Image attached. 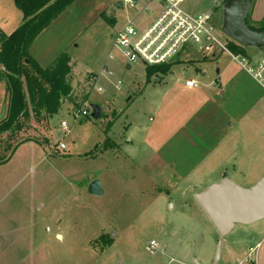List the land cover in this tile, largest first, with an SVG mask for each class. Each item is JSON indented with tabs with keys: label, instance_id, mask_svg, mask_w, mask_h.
Listing matches in <instances>:
<instances>
[{
	"label": "rangeland",
	"instance_id": "1",
	"mask_svg": "<svg viewBox=\"0 0 264 264\" xmlns=\"http://www.w3.org/2000/svg\"><path fill=\"white\" fill-rule=\"evenodd\" d=\"M118 1L74 0L32 45L43 67L62 52L70 56L73 90L44 123L28 122V142L0 162V264H264V218L220 235L196 199L224 177L250 187L264 175V89L225 52L190 49L150 80L144 62L126 68L115 35L128 20L154 16L135 18L139 4L118 8ZM183 7L211 14L228 44L252 55L264 51V0H186ZM22 21L14 0H0V32L10 34ZM105 62L114 75L100 74ZM189 78L199 88H187ZM8 97L5 78L0 116ZM96 103L98 119L91 116ZM243 110L247 116L231 135L204 153L211 145L195 130L199 117ZM190 117L196 122L185 121ZM191 141L205 146L192 151ZM95 178L103 195L88 191ZM229 242L238 253L227 257Z\"/></svg>",
	"mask_w": 264,
	"mask_h": 264
},
{
	"label": "trees",
	"instance_id": "2",
	"mask_svg": "<svg viewBox=\"0 0 264 264\" xmlns=\"http://www.w3.org/2000/svg\"><path fill=\"white\" fill-rule=\"evenodd\" d=\"M14 1L23 12V21L10 34L0 32V72L9 88L8 103L0 116V147H4L0 162L11 158L16 148L30 138L28 122L44 123L47 116L58 112L73 90L68 79L70 56L66 52L43 67L32 57L30 50L37 36L74 0ZM260 29L264 30V26ZM230 47L246 53L237 42H231ZM174 62L149 65L148 79L155 74H167ZM111 244L110 239L104 248Z\"/></svg>",
	"mask_w": 264,
	"mask_h": 264
},
{
	"label": "built area",
	"instance_id": "3",
	"mask_svg": "<svg viewBox=\"0 0 264 264\" xmlns=\"http://www.w3.org/2000/svg\"><path fill=\"white\" fill-rule=\"evenodd\" d=\"M121 1L123 6L136 7L139 4L135 18H142L146 14L154 16L147 23L136 24L134 19L128 20L115 35L113 45L121 51L126 68L137 61H142L148 66L170 63L182 52L193 48L214 57L220 52H225L264 89V51L252 55L232 50L229 46L231 41L228 44V40L221 37L211 14L186 10L183 7L186 0ZM114 59L115 55L110 54L109 60ZM102 73L114 75L113 68L106 62L101 67L100 74ZM98 78L99 76L95 75L93 80ZM117 84L121 85V80H117ZM186 84L199 86L194 78L187 79ZM94 86L98 91L103 90L100 83L95 82ZM81 113L88 115L89 111L84 108ZM61 126L63 130L69 129L66 121H62ZM60 148L65 149L66 146L60 143ZM156 246V241H152L148 248L154 252Z\"/></svg>",
	"mask_w": 264,
	"mask_h": 264
},
{
	"label": "water",
	"instance_id": "4",
	"mask_svg": "<svg viewBox=\"0 0 264 264\" xmlns=\"http://www.w3.org/2000/svg\"><path fill=\"white\" fill-rule=\"evenodd\" d=\"M117 7H123L121 0L117 2ZM217 71L219 72V69ZM4 79L5 76L1 72L0 82ZM91 108V116L98 119L102 106L96 103L91 104ZM88 191L94 195H103L104 189L100 179H93L89 183ZM196 199L219 234L226 235L236 224H251L264 218V175L250 187H242L229 177H224L198 192Z\"/></svg>",
	"mask_w": 264,
	"mask_h": 264
},
{
	"label": "crops",
	"instance_id": "5",
	"mask_svg": "<svg viewBox=\"0 0 264 264\" xmlns=\"http://www.w3.org/2000/svg\"><path fill=\"white\" fill-rule=\"evenodd\" d=\"M190 51H184L182 52L181 54L183 53H187ZM180 56V55H179ZM180 58V57H179ZM178 58V60H179ZM72 62L73 60L71 59L70 61V65H72ZM174 62V61H173ZM128 68V67H127ZM131 68V66H130ZM129 69V68H128ZM220 72V70H219ZM217 71V73H219ZM204 74V73H203ZM248 74V73H247ZM158 76V75H157ZM250 76V75H249ZM251 77V76H250ZM252 78V77H251ZM191 79V78H189ZM234 81V80H233ZM199 83V82H198ZM215 83H217L215 81ZM233 83V82H232ZM237 81L234 83V85H236ZM230 84V83H229ZM185 86H187V88H199L200 86V83H199V86L198 87H192V86H188L186 84V81H185ZM247 87L244 88V95L248 96V97H251L252 94H255V92L253 91L252 87L251 86H248L246 85ZM227 94H229V90L227 92ZM223 95H226V91L223 92ZM246 111V112H245ZM247 113L248 111L247 110H243L242 112H230L229 111V114L227 115H222L220 113H216V112H212V113H206V115H204L203 118H200L199 117V121H197L198 125H194L195 127V130L197 131V133L199 134V136L201 135H204V141L207 143L206 146H210L208 148H204L203 152L206 153V152H211V151H216L218 149V147L220 146L221 144V139H226L228 138L232 131H233V128H234V125L236 123H238L237 125H239V122L241 120H243L244 118H246L247 116ZM232 114H233V117L234 119L236 120V122H233L231 119L232 118ZM237 117V118H235ZM186 122H189L190 124H192V122H196V120L194 119V117H190L189 119L185 120ZM232 121V122H230ZM185 122V123H186ZM230 122V123H229ZM198 129V130H197ZM187 129H185L184 131H186ZM218 130H220L222 133V135L220 133H218ZM185 133V132H184ZM187 136L188 133H187ZM220 137V140L219 138ZM28 142V141H26ZM187 142H189V140H187ZM25 142H23L22 144H24ZM22 144H20L17 148H16V151L15 153L17 152V150L19 148H21ZM191 144V148H192V151L194 150V148H201V145L203 143H196L195 141H191L190 142ZM223 144V143H222ZM205 145L203 144V147ZM211 148V149H210ZM15 153H13L15 155ZM13 155V156H14ZM13 158V157H12ZM11 158V160H12ZM225 176V175H224ZM91 182V181H90ZM178 186H179V182H178ZM212 222V221H211ZM223 252L224 254L227 256V257H230V256H233L234 254L238 253V246L237 244H233V243H227L226 245H224V248H223ZM222 256V249H221V252H220V255H219V258H218V261H220V258ZM251 256V255H250ZM248 258L249 255H248ZM241 262V261H240ZM239 262V263H240Z\"/></svg>",
	"mask_w": 264,
	"mask_h": 264
}]
</instances>
